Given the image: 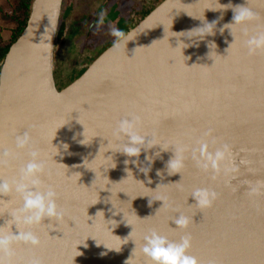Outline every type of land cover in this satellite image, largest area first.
<instances>
[{
	"label": "water",
	"instance_id": "water-1",
	"mask_svg": "<svg viewBox=\"0 0 264 264\" xmlns=\"http://www.w3.org/2000/svg\"><path fill=\"white\" fill-rule=\"evenodd\" d=\"M241 6L264 17V0H161L124 34L132 40L119 52L112 43L62 85L60 38L74 0L32 1L26 28L0 59V145L34 129L63 219L17 227L10 213L22 201L0 197V230L40 239L35 248L15 245L14 264H149L133 251L148 229L190 235L188 254L199 264H264V187L248 195L264 184V54L231 45L225 25ZM213 22V34L195 35ZM128 113L158 144L139 157L116 152L111 135ZM201 143L209 152L230 146L219 175L192 159ZM179 148L188 150L184 167L171 174ZM20 156L4 175L27 163ZM195 189L216 193L210 208L196 207ZM180 214L190 220L186 231L172 222Z\"/></svg>",
	"mask_w": 264,
	"mask_h": 264
},
{
	"label": "clouds",
	"instance_id": "clouds-1",
	"mask_svg": "<svg viewBox=\"0 0 264 264\" xmlns=\"http://www.w3.org/2000/svg\"><path fill=\"white\" fill-rule=\"evenodd\" d=\"M103 21L104 13L101 12L99 13V22L103 23ZM214 24L215 22L205 23L203 27L193 29L196 30L195 35L205 37L213 34ZM251 24L257 26L254 33L245 27ZM225 27L231 30L233 37L231 45L244 49L248 57L264 54V17L251 7H236L233 22ZM112 35L116 37L113 46L115 52L120 51L122 44L132 40L131 34L125 36L115 29H113ZM142 124V118L135 113H128L115 122L111 135L115 141L120 142L116 152L129 158L139 157L142 149L147 150L158 145L147 134H141ZM33 130L29 128L23 134L14 133L12 136L13 147L0 145V197H11L14 194L22 201V206L13 210L10 216L13 224L25 228L38 226L46 218L57 221L63 219V212L59 210L56 203L58 193L54 184L44 182V177L51 181L52 176L46 161L42 158V150L33 143L31 135ZM186 151H188L186 148L176 150L174 158L169 161L167 166L169 173H180L184 167ZM21 153L28 157L27 163H23L15 175H4L5 172H12L13 166L21 159ZM231 154V148L226 144L209 152L208 144L201 143L199 148L192 150V159L196 162L199 170L212 171L219 175L220 166L229 159ZM127 162L125 161V163ZM145 169L149 171V168H142L141 171L147 175L148 171L146 172ZM232 171H236V169L234 168ZM261 187H264V184L251 187L248 195H260ZM191 197L196 207L203 210L212 206L216 199V193L208 189H195L191 193ZM158 201L163 202L161 198H158ZM172 222L176 229L186 231L190 220L180 214ZM19 244L35 248L40 246V239L31 231H20L18 235H14L11 232L0 230V264H14L13 247ZM135 245L133 251H136L138 246L139 254L144 256L149 264H199L195 257L188 254L191 249L190 235H184L179 240H174L155 229H148L140 236ZM33 264H39V262L35 261Z\"/></svg>",
	"mask_w": 264,
	"mask_h": 264
},
{
	"label": "rangeland",
	"instance_id": "rangeland-1",
	"mask_svg": "<svg viewBox=\"0 0 264 264\" xmlns=\"http://www.w3.org/2000/svg\"><path fill=\"white\" fill-rule=\"evenodd\" d=\"M0 2L8 3V0H0ZM106 2L108 1L74 0V7L69 14L68 22L64 25V33L60 38L61 44L59 54L62 66L59 73L60 84L65 85L72 81L79 72L85 69L95 56L106 47L116 42V37L112 35L113 29L123 34L129 30L130 23H132L131 17L135 19L136 15L134 14L131 16L130 14L126 16L125 10L127 8L130 6H137L141 2H146L145 8H142V11L146 12L148 7L150 8L152 4L150 0H110L107 11L104 13V21L103 23H97L92 36V31L90 30L93 20L98 10H100L101 6H104ZM117 3H121L120 6L116 7L115 5ZM117 17L118 20L116 19ZM8 28L9 23L7 21L3 23L0 22V30L4 31L5 34L8 33Z\"/></svg>",
	"mask_w": 264,
	"mask_h": 264
},
{
	"label": "trees",
	"instance_id": "trees-1",
	"mask_svg": "<svg viewBox=\"0 0 264 264\" xmlns=\"http://www.w3.org/2000/svg\"><path fill=\"white\" fill-rule=\"evenodd\" d=\"M33 0H8L0 2V22L7 21V34L0 30V59L26 28Z\"/></svg>",
	"mask_w": 264,
	"mask_h": 264
},
{
	"label": "flooded vegetation",
	"instance_id": "flooded-vegetation-1",
	"mask_svg": "<svg viewBox=\"0 0 264 264\" xmlns=\"http://www.w3.org/2000/svg\"><path fill=\"white\" fill-rule=\"evenodd\" d=\"M108 2H106V4L104 5V6H101V9L100 10H98V13H96L95 15H93V16H95V19L93 20V23H92V28H91V30H92V36H93V30H94V28L97 26V23L99 24V13H101V12H103V13H105L106 11H107V8H108V6H109V3H110V0H107ZM113 1V0H112ZM151 2H152V4H151V6H150V8L148 7V9H147V11L145 12V11H142V8L144 7L145 8V5H146V2H141V3H139L137 6H130L129 8H127L126 10H125V12H126V14H125V12H124V14L126 15V16H128V15H130L131 14V16H133L134 14L136 15L135 17V19L134 18H132L131 17V20H132V23H130V27L132 28L134 25H135V23H137V22H139L145 15H147L150 11H151V9L156 5V4H158L161 0H150ZM121 4V3H120ZM120 4H116L115 6L116 7H118V6H120ZM118 15V14H117ZM98 16V17H97ZM119 17V16H118ZM118 17L116 18L117 20H118ZM117 20H115V21H117ZM91 25V24H90ZM130 27L128 28V29H130ZM90 30V31H91ZM66 38V37H65ZM65 42V41H64Z\"/></svg>",
	"mask_w": 264,
	"mask_h": 264
},
{
	"label": "snow or ice",
	"instance_id": "snow-or-ice-1",
	"mask_svg": "<svg viewBox=\"0 0 264 264\" xmlns=\"http://www.w3.org/2000/svg\"><path fill=\"white\" fill-rule=\"evenodd\" d=\"M249 26H255V25H246L245 27H249ZM21 130V129H20ZM20 130L18 131V133H20ZM27 129H25V131H26ZM44 179V182L47 184L48 183V181H47V177H44L43 178ZM189 195L191 196V193H189ZM131 223V222H130Z\"/></svg>",
	"mask_w": 264,
	"mask_h": 264
}]
</instances>
